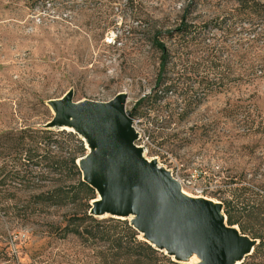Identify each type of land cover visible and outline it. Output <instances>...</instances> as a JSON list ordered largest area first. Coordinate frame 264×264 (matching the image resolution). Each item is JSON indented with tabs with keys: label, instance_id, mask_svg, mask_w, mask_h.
Instances as JSON below:
<instances>
[{
	"label": "rangeland",
	"instance_id": "374dc122",
	"mask_svg": "<svg viewBox=\"0 0 264 264\" xmlns=\"http://www.w3.org/2000/svg\"><path fill=\"white\" fill-rule=\"evenodd\" d=\"M181 19L201 32L196 43L167 33ZM154 27L170 53L165 76L174 87L157 84ZM160 89L156 104L140 103ZM67 92L74 102L125 95L135 144L186 197L215 202L242 185L264 194V16L236 0H0V133L43 126L54 113L48 101ZM13 215L1 214L0 234L12 235L15 264H101L97 245L41 236L46 227L21 226Z\"/></svg>",
	"mask_w": 264,
	"mask_h": 264
},
{
	"label": "trees",
	"instance_id": "16d2710c",
	"mask_svg": "<svg viewBox=\"0 0 264 264\" xmlns=\"http://www.w3.org/2000/svg\"><path fill=\"white\" fill-rule=\"evenodd\" d=\"M236 2L238 7L264 16V1ZM152 30V41L160 51L157 84L161 87L169 82V86L174 87L175 82L165 76L170 53L157 40L161 30L156 27ZM167 33L170 37L190 35L185 45L196 43L201 34L193 32L191 24L183 19ZM161 91L148 93L140 103L146 98L156 104ZM84 155L82 140L71 131L28 126L0 133V216L15 214L20 216L21 226H25L34 223V217L41 218L51 214V210L70 207L71 212L62 220H36V225L46 227L36 233L59 239L71 235L86 246L93 243L99 249L97 256L101 264H158L161 261L178 264L163 251L140 240L128 220L88 214L96 193L82 180L77 160ZM233 192L231 196L217 198L223 205L227 224L237 226L242 234L258 240L252 253L240 264H264V194L254 186L245 185L234 188ZM11 238L10 232L0 234V264H15V255L7 250Z\"/></svg>",
	"mask_w": 264,
	"mask_h": 264
},
{
	"label": "water",
	"instance_id": "95a60500",
	"mask_svg": "<svg viewBox=\"0 0 264 264\" xmlns=\"http://www.w3.org/2000/svg\"><path fill=\"white\" fill-rule=\"evenodd\" d=\"M125 103L123 94L74 102L71 92L48 101L54 113L42 127L65 129L70 121L75 130L67 131L80 135L88 149L77 164L82 180L100 196L88 214L129 218L144 241L176 262L174 256L193 253L200 259L196 264H240L258 240L227 224L221 202L184 196L170 172L143 157Z\"/></svg>",
	"mask_w": 264,
	"mask_h": 264
},
{
	"label": "bare ground",
	"instance_id": "6f19581e",
	"mask_svg": "<svg viewBox=\"0 0 264 264\" xmlns=\"http://www.w3.org/2000/svg\"><path fill=\"white\" fill-rule=\"evenodd\" d=\"M54 112V111H53ZM65 128L66 130H75V127L71 124V122L69 121L68 123H66L65 125L62 126V128ZM182 194L185 196V193L182 189ZM97 198L93 201H97L100 199V196H96ZM218 201H215L213 203H216ZM224 217V216H223ZM141 235L144 236V233L141 232ZM174 259L180 261V262H190L191 260L194 259H198V256L193 254V253H189V254H184V255H179V256H174ZM239 259H235L232 260V264H238Z\"/></svg>",
	"mask_w": 264,
	"mask_h": 264
}]
</instances>
